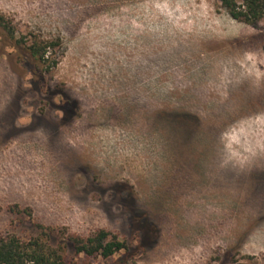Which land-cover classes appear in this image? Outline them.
I'll return each mask as SVG.
<instances>
[{
    "label": "rangeland",
    "instance_id": "1",
    "mask_svg": "<svg viewBox=\"0 0 264 264\" xmlns=\"http://www.w3.org/2000/svg\"><path fill=\"white\" fill-rule=\"evenodd\" d=\"M0 13L62 41L41 74L0 29V235L103 228L138 264H264V20L217 0Z\"/></svg>",
    "mask_w": 264,
    "mask_h": 264
},
{
    "label": "trees",
    "instance_id": "2",
    "mask_svg": "<svg viewBox=\"0 0 264 264\" xmlns=\"http://www.w3.org/2000/svg\"><path fill=\"white\" fill-rule=\"evenodd\" d=\"M217 1L235 20L252 26L264 20V0ZM0 29L12 45L24 53V58L36 65L41 74L57 66L59 60L56 52L62 45L60 38L20 32L3 13H0ZM48 230L31 238L17 234L0 235V264H69L68 250L76 255L107 260L117 256L112 264H138L128 241L106 229H98L89 235L60 232L51 227Z\"/></svg>",
    "mask_w": 264,
    "mask_h": 264
}]
</instances>
